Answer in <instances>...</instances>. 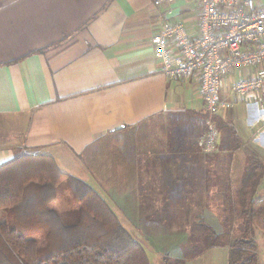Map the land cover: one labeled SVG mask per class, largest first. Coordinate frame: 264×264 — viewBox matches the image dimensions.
I'll list each match as a JSON object with an SVG mask.
<instances>
[{"label":"crops","instance_id":"0c3cea01","mask_svg":"<svg viewBox=\"0 0 264 264\" xmlns=\"http://www.w3.org/2000/svg\"><path fill=\"white\" fill-rule=\"evenodd\" d=\"M197 3L0 0V164L49 154L109 206L114 199L135 213L141 201L161 199L146 188L148 174L167 176L170 200L220 202L239 185L249 153L264 162V92L233 91L252 69L226 76L214 148L202 150L198 79L167 77L151 42L166 22L182 19L194 32Z\"/></svg>","mask_w":264,"mask_h":264},{"label":"trees","instance_id":"16d2710c","mask_svg":"<svg viewBox=\"0 0 264 264\" xmlns=\"http://www.w3.org/2000/svg\"><path fill=\"white\" fill-rule=\"evenodd\" d=\"M66 176L49 154L18 155L0 164V264H149L141 243L87 183L68 178L79 208L62 220L50 203ZM263 176L264 162L249 157L238 187L226 188L224 231L210 232L197 210H186L190 236L209 233V247L227 248V264H257L254 230L264 235V197L254 196Z\"/></svg>","mask_w":264,"mask_h":264},{"label":"built area","instance_id":"2783aa9c","mask_svg":"<svg viewBox=\"0 0 264 264\" xmlns=\"http://www.w3.org/2000/svg\"><path fill=\"white\" fill-rule=\"evenodd\" d=\"M154 5L173 0H152ZM196 29L181 20L166 22L151 36L161 71L170 78L196 76L206 114L199 144L211 152L217 137L214 118L223 79L245 69L232 84L239 96L264 92V5L255 0H198Z\"/></svg>","mask_w":264,"mask_h":264},{"label":"rangeland","instance_id":"374dc122","mask_svg":"<svg viewBox=\"0 0 264 264\" xmlns=\"http://www.w3.org/2000/svg\"><path fill=\"white\" fill-rule=\"evenodd\" d=\"M251 156L250 153L247 155V161ZM140 161L141 167H143L145 161L144 159H140ZM150 171L143 168L141 174L142 172L148 174ZM66 175V178L57 187L55 199L50 203V207L60 214L64 222H68L71 214L79 208V203L73 195V188L68 178L80 179L67 173ZM146 177V188L151 190L153 194L156 190L157 194L161 195V199H156L157 201H141L140 203L144 206L138 209L135 208L137 213L131 209H125L118 202L114 204V199L108 201L111 209L125 229L144 247L149 258V264H165V258L169 259L171 263L178 260L180 264H226L228 261V250L225 248L210 249L207 244L209 233L197 238H192L188 234L185 225V213L187 209L197 210L210 226V232L218 233L224 231L227 229L225 219L228 215L230 204L227 193L225 192L223 198H220V202H206L205 207H194L190 206L193 202L189 201L184 195L172 200L168 197H163L166 194L164 190L166 189L167 176L154 177L148 174ZM169 178L171 179V177ZM238 178L239 176H237ZM141 179H143L142 176H140L139 183H141ZM237 187L234 186L233 189ZM180 193L183 194L182 191ZM261 197H264V176L254 196V198ZM155 204H158L157 208L152 207ZM125 211L127 215L133 216L134 219L128 218ZM254 239L258 256L257 264H264L263 233L258 229L254 230ZM39 240L43 241L41 236Z\"/></svg>","mask_w":264,"mask_h":264}]
</instances>
